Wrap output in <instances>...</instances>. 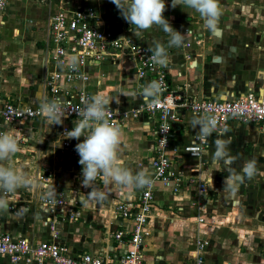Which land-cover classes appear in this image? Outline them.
Listing matches in <instances>:
<instances>
[{"label": "crops", "instance_id": "obj_1", "mask_svg": "<svg viewBox=\"0 0 264 264\" xmlns=\"http://www.w3.org/2000/svg\"><path fill=\"white\" fill-rule=\"evenodd\" d=\"M89 1L92 0H6L0 11L1 94L20 104H38L44 94V72L50 69L43 57L48 17L58 5L71 8L90 6ZM94 3L100 28L119 36L134 35L103 20V12L99 10L103 8L102 2L95 0ZM165 3L166 11L170 12L173 8L171 2L165 0ZM226 3L228 1L220 5L221 10L227 8L229 3ZM236 3L239 15L247 18L245 11L248 10L255 18H251L253 23L248 24L241 21L223 23V35H232V39L223 35L221 39L213 38L215 44L206 47L205 51L198 50L194 43L180 45L175 50L172 47L167 49L166 69L171 89L188 84L185 87L187 94L216 99H230L259 90L264 81V7L262 4L246 7V0H237ZM188 9L191 8L184 5L173 8L176 13ZM166 11L163 15L168 16L170 13ZM192 24L189 21L183 23V27H192ZM194 26L196 29L197 25ZM244 30L253 38L241 34ZM132 39L150 49L159 42ZM159 43L167 47V41ZM200 61L206 67L201 73ZM81 71L85 79L77 80L73 87L118 97L119 103L110 102L118 109L129 110L141 102L142 90L138 84L145 81L137 79L133 60L118 57L88 62ZM194 116L186 111L180 112L172 129L173 145L181 146L197 131L199 127L194 128L190 123ZM69 123L74 124L65 119L57 126H48L46 120L37 119L24 120L16 126L0 124V131L12 132L19 142L18 152L5 162L6 166L34 178V186L21 187L11 194L0 192L8 199L9 206H13L12 210L8 206L6 211H0V233L22 236L31 242L52 238L65 244L72 256L88 252L115 261L123 246L111 235L127 221L114 214V205L118 202L133 204L140 189L114 182L105 186L103 176H100L95 187L105 191L107 198L103 201L90 199L89 193L93 189L82 185L78 153L62 149L58 139L61 127ZM153 127V118L143 114L124 119L118 153L122 166L134 173L143 169L151 173L148 161L152 154ZM217 139H230L229 150L236 157L233 168L237 172L246 161H257L256 175L246 179L235 192L225 186L228 173L223 170L222 163L213 162ZM206 141L207 146L198 159L183 153L170 156L173 170L181 175L175 192H172L171 184L163 186L154 182L153 205L145 225L147 235L142 242L141 264H191L188 251L196 237L207 241L203 264H264V258L256 256L260 251L264 254L260 246L257 252L254 248L250 256L248 250L242 248L250 236L264 238V228L259 224L261 220L264 222V128L233 121L224 135L212 134ZM73 142L77 144L79 141L73 139ZM197 180L204 184V191L198 196V208L191 203L196 199ZM47 189L59 191L65 201L63 206L55 207L50 213L38 203V197ZM17 207L23 210L18 211ZM69 214L72 215L70 218ZM197 216L202 222H196ZM46 218L51 221L53 230L49 229ZM0 264L10 263L0 256ZM44 264L50 263L45 261Z\"/></svg>", "mask_w": 264, "mask_h": 264}, {"label": "built area", "instance_id": "obj_2", "mask_svg": "<svg viewBox=\"0 0 264 264\" xmlns=\"http://www.w3.org/2000/svg\"><path fill=\"white\" fill-rule=\"evenodd\" d=\"M6 0H0V11L4 9ZM44 60L50 65L45 70L42 80L44 94L36 105L20 104L10 97L0 93V124L16 126L24 120L46 119L40 112V102L43 98L60 97L70 114L65 118L68 122L81 119L78 114L84 105L82 101L94 93L73 87L77 80L85 79L81 68L88 62H98L103 59L112 60L118 57L129 58L135 63L137 79L145 81L138 84L143 87L153 80L162 81L164 91L155 99L145 100L134 108L123 110L111 104L109 119L111 123L123 126L126 117H138L143 114L153 118L152 154L149 158L152 179L163 186L172 185L175 192L181 181L179 171L173 170L170 156L183 153L189 158L198 159L207 146V138L199 136V128L188 141L181 146L171 143L174 123L179 119L181 111L199 116L214 115L218 120V128L229 129L231 122L239 124L261 125L264 128V81L256 93L247 92L243 95L226 99H216L207 96H191L186 93L185 85L171 89L167 77L166 66H160L151 60L150 48L140 42L114 34L110 30L100 28L96 20L95 9L87 5L65 7L58 5L47 20L46 34L43 41ZM71 57L78 60L75 69L69 67ZM235 113V115H233ZM74 124L62 126L58 139L62 149L76 152L73 139L65 138V132L71 130ZM213 134L219 135L218 132ZM198 153V154H197ZM152 188H142L133 204L118 202L114 205V214L127 223L115 229L112 238L123 246L122 253L115 261H108L97 254L83 252L77 256L68 253L65 244L56 239L38 242L28 241L22 236L13 237L6 232L0 233V256L10 264H141L140 255L142 242L147 235L145 225L149 220L153 205ZM46 192L38 197V203L50 213L55 207H61L65 201L59 191H55L54 199H48ZM204 191V184L196 181V199L191 202L198 208V196ZM13 209V206H9ZM18 211L23 210L17 207ZM72 215L69 214V218ZM49 229L53 230L51 221L46 218ZM196 222H202L200 216ZM207 245L205 239L196 237L188 251L191 264H203V250Z\"/></svg>", "mask_w": 264, "mask_h": 264}, {"label": "clouds", "instance_id": "obj_3", "mask_svg": "<svg viewBox=\"0 0 264 264\" xmlns=\"http://www.w3.org/2000/svg\"><path fill=\"white\" fill-rule=\"evenodd\" d=\"M119 9L123 19L140 31L159 26L163 32L168 34L167 47L156 42L152 52L151 60L154 64L166 66L168 62L167 49L178 47L182 44L184 36L182 32L174 29L169 20L163 15L166 11L165 0H112ZM184 5L193 9L200 15L204 25L209 30L217 28L219 18L222 15L219 0H171V7ZM78 60L71 57L69 67L75 69ZM164 91L163 82L153 80L146 84L141 92L145 100L157 99ZM122 94V93H121ZM118 97L111 98L106 94H93L85 98L82 111L78 114L81 119L74 122V127L65 132V138L75 139L79 142L75 145V151L79 155L78 163L82 166V185L93 189L89 193L90 199L103 201L106 192L95 187L98 177L103 176L105 186L115 183L128 188L142 189L154 186L152 174L148 169L137 172L122 166L118 160V153L122 143L123 129L120 125L110 122V102ZM40 112L47 121L48 126L62 125L63 120L70 114L64 101L60 97L43 98L40 102ZM235 115V113H233ZM192 127H199V136L207 138L214 132L224 135L228 129L218 128V120L214 115L204 114L194 116L191 120ZM83 137V140L80 138ZM230 139H217L215 141V152L213 162L222 163L223 170L228 173L225 177V186L232 192L238 190L246 179H252L257 173L256 159L246 161L240 171L233 168L236 157L229 150ZM19 150V142L10 131H0V192L11 194L21 187L34 186V178L24 172H18L13 167L6 166L5 162L10 160ZM198 154V153H197ZM213 180L212 177H209ZM55 192L50 189L47 193L48 199H54ZM9 206L8 199L0 195V211H6Z\"/></svg>", "mask_w": 264, "mask_h": 264}, {"label": "rangeland", "instance_id": "obj_4", "mask_svg": "<svg viewBox=\"0 0 264 264\" xmlns=\"http://www.w3.org/2000/svg\"><path fill=\"white\" fill-rule=\"evenodd\" d=\"M39 1H43V0H39ZM100 1L103 4V8L101 7L102 9L101 8L99 9L100 12H103V15H101L103 20H105L107 23L117 25L119 28L126 31L127 33H134V35L130 34V35H128V37L127 36H123V37H127L131 40H133L132 38H134V39L139 38V39H143V41L148 39L149 41L157 40L159 42H164V41L168 42V40H169L168 34L163 32V30L159 26L154 25L152 28H150L148 30L140 31V30L136 29L134 26L128 24L123 19L119 9L116 7V5L114 3H112V0H100ZM167 1L171 2V0H167ZM227 1H228L229 5H228V3H226V5H228V6H227V8L222 10V15L220 16L217 28L214 31L209 30L205 27L204 21L202 20L200 15L198 13H196L193 9L182 10V11H179V13H176V11L173 10V8H172L170 10V12L166 11V13H170V14L168 16H166V15H164V16L169 20L170 24L172 25V27L174 29L182 32V34L184 36V40L181 44L182 46H187L188 44L194 43V45L196 46V48H198V50L205 51V50H207L208 46H209V48H211L210 46H212V44H215L212 42L213 38L221 39V36L223 35L222 32L224 29L223 23L229 24V23H236V22H240V21L242 23H245V24L253 23L251 18L254 19L255 15L253 17L251 14H254V13L249 12L247 10V11H245V13L247 14L248 17L244 18L243 15L238 14V9H236L237 0H225V2H227ZM94 2H95V0L89 1L90 6L93 8H95ZM225 2L223 0H219L220 5L224 4ZM246 2H247V3H245L246 7H251L252 5L253 6H259L260 4H262V7H264V0H261V1L260 0H246ZM184 7L186 8V6H184ZM182 13H187V14L183 15ZM189 21L196 24L197 28L195 29L194 24L191 25L192 27H183V23H186ZM226 29H227V27H226ZM241 34H243L245 37L253 38V35H250V33H248V31L244 30V31H242ZM226 35H227V33H224V35H223L224 38H227V39L233 38L232 35L231 36L229 34L227 36ZM172 49L175 50L176 47H172ZM201 62L202 61L198 62V64H200ZM194 66H195V64H194ZM199 67H200L199 68L200 73L206 69V67L202 63H201V65H199ZM185 86L187 87L188 84ZM240 186H242V184ZM240 186H239V188H240ZM263 223L264 222L262 220H261V223H259L260 227L262 226V228H264ZM247 234H245V236ZM247 236H249V235H247ZM258 246L261 247V250L264 249V238L261 239V238H257L254 236H250L247 239H245V244H244V246H242V248L243 247L246 248V250H248L247 252L249 255L253 251H255L254 248H256L255 252H257ZM259 253L256 256L260 255V257L264 258V254H261V251Z\"/></svg>", "mask_w": 264, "mask_h": 264}]
</instances>
